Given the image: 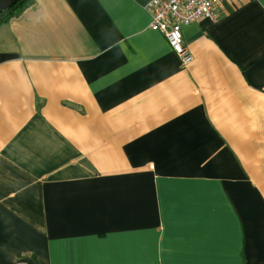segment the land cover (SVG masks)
<instances>
[{
    "label": "crops",
    "instance_id": "1",
    "mask_svg": "<svg viewBox=\"0 0 264 264\" xmlns=\"http://www.w3.org/2000/svg\"><path fill=\"white\" fill-rule=\"evenodd\" d=\"M148 1L0 25V264H264V0L181 26L186 66Z\"/></svg>",
    "mask_w": 264,
    "mask_h": 264
},
{
    "label": "built area",
    "instance_id": "2",
    "mask_svg": "<svg viewBox=\"0 0 264 264\" xmlns=\"http://www.w3.org/2000/svg\"><path fill=\"white\" fill-rule=\"evenodd\" d=\"M228 0H150L145 9L150 15L149 29L160 33L170 52L186 66L191 56L181 38V26L203 19L216 21V7Z\"/></svg>",
    "mask_w": 264,
    "mask_h": 264
},
{
    "label": "trees",
    "instance_id": "3",
    "mask_svg": "<svg viewBox=\"0 0 264 264\" xmlns=\"http://www.w3.org/2000/svg\"><path fill=\"white\" fill-rule=\"evenodd\" d=\"M32 0H19L15 2L12 6L8 7L7 10L0 12V25L6 23L8 19L13 16L18 15L28 5Z\"/></svg>",
    "mask_w": 264,
    "mask_h": 264
}]
</instances>
